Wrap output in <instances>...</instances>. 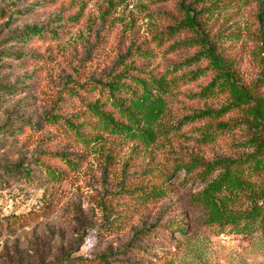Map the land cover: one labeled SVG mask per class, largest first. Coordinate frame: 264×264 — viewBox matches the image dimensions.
<instances>
[{
    "label": "rangeland",
    "instance_id": "rangeland-1",
    "mask_svg": "<svg viewBox=\"0 0 264 264\" xmlns=\"http://www.w3.org/2000/svg\"><path fill=\"white\" fill-rule=\"evenodd\" d=\"M210 5L202 26L209 42L187 46L179 42L192 32L170 33L183 18L177 0H0V225L35 216L13 235L0 231V264H264V233L201 224L191 211L221 171L204 180L198 167L190 175L174 171L197 166L195 157L234 160L253 189H264V169L257 172L264 168V147L257 145L264 140L257 19L264 0ZM26 28L55 35L23 42ZM208 46L220 55L219 66L204 55ZM135 50L143 55L129 60ZM127 65L165 83L151 91L164 102L152 126L168 131L146 143L111 133L86 107L96 103L115 122L128 123L95 84ZM210 82V95H197ZM206 109L215 114L177 127ZM68 120L84 124L88 141L63 132ZM212 130L217 139L204 145L203 133ZM53 154L74 156L78 166L67 170ZM36 160L63 177L45 180ZM15 165L30 168L39 183L5 169ZM153 189L163 195L154 197ZM252 193H236L235 210H244Z\"/></svg>",
    "mask_w": 264,
    "mask_h": 264
},
{
    "label": "trees",
    "instance_id": "trees-1",
    "mask_svg": "<svg viewBox=\"0 0 264 264\" xmlns=\"http://www.w3.org/2000/svg\"><path fill=\"white\" fill-rule=\"evenodd\" d=\"M178 9L182 13L183 18L177 25L170 30L173 34L176 31L186 30L194 34L191 40L179 42L191 45H205L209 42L206 39L207 35H204V30L202 26L206 23V18L203 20V15L208 13L213 6H206L210 0H177ZM206 6V7H205ZM205 7V8H204ZM208 17V16H207ZM261 45L263 46L264 52V10L257 16ZM45 34L55 35L50 31L46 32L39 28H26L24 33L20 36L23 42L31 41L34 38H43ZM56 37V36H54ZM141 56L142 52L139 50L129 51L127 53V58L131 60L133 56ZM211 65L219 66L223 63L220 60V55H214L213 49L208 46L207 53L204 54ZM124 60V59H122ZM188 63L193 61L192 58L187 60ZM121 63H124L121 61ZM190 65V64H189ZM131 70V71H130ZM136 71V74H133ZM141 68L138 66L127 65L122 72L115 75L112 79H109L105 83L102 81H95L96 85H99L102 90L106 93V102L120 115L121 119L124 118L128 121L124 124L122 121L115 122L109 114L101 112L100 107L95 104H87V111L97 119V121L102 122L105 127H108L111 133L122 134L132 139L141 140L143 143L154 139L155 135L158 133H165L168 130L163 127L154 129L152 123L156 121L161 115L162 109L164 108V102L159 99V97L152 95V89H160L161 85H165L163 79H158L149 76L145 79L141 77ZM174 82V80L172 81ZM213 83L210 82L206 87L202 88L199 96L210 95L213 91ZM5 90L0 84V91ZM138 91L139 92L138 94ZM129 94V97H122ZM196 95V96H197ZM215 114L212 110L206 109L205 111L193 112L191 116L183 117L177 124L182 126L184 124L194 122L201 119H206L210 115ZM50 121H56V117H49ZM63 132H67L73 135L74 138L85 140L84 134L80 132V128L84 126L83 123H74L73 120L64 121ZM220 129L227 128L226 125H218ZM260 127V126H259ZM257 127V129L259 128ZM0 127V132H2ZM213 133V134H211ZM217 130H212V132H204L202 136V143L205 145L211 141L217 139ZM214 135V136H212ZM213 137V138H212ZM87 140V139H86ZM88 141V140H87ZM207 142V143H206ZM257 145H262L264 147V140H258ZM260 147V146H259ZM258 147V149H259ZM52 159H58L62 162L67 170H71L78 166L75 162L76 157L64 154H53L50 155ZM195 165L189 166L187 164H181L175 170L183 169L186 175H190L195 171V168H199L201 171L199 176L202 180L208 175L214 173L215 171H221L219 177L216 180L208 183L204 186L203 190L195 196L191 211L198 215V222L206 225L215 226H229L233 230L241 233L251 234L253 232L264 233V189L255 190L252 187L253 182L244 177V174L237 167V163L234 160L221 159L212 163L204 162L202 159L193 158ZM36 164L39 165L40 173L43 175L45 180L54 182L59 181L63 174L54 169L49 168L43 162L36 160ZM256 166V165H255ZM11 175L20 177L26 184L34 185L38 184L35 172H32L30 168H24L22 165H15L13 167L5 168ZM264 168L261 167L257 172H260ZM256 169H254V172ZM36 184V185H37ZM252 189L253 193L248 196V206L244 210H235L233 207L235 199H237L236 193L243 190ZM155 196L163 195V190L153 189ZM35 216H25V217H11L12 223H4L3 226L0 225V231H5L7 235H13L17 231H20L21 227L25 225L23 219L27 221H32ZM7 219V218H6ZM4 222V220H0ZM178 233L185 235L184 226H179L176 228ZM105 264V262H102Z\"/></svg>",
    "mask_w": 264,
    "mask_h": 264
}]
</instances>
